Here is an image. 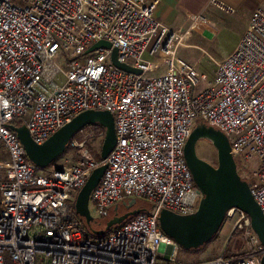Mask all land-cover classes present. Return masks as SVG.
<instances>
[{
	"label": "built area",
	"instance_id": "1",
	"mask_svg": "<svg viewBox=\"0 0 264 264\" xmlns=\"http://www.w3.org/2000/svg\"><path fill=\"white\" fill-rule=\"evenodd\" d=\"M157 4L0 0V143L7 156L0 161V264H260L264 246L238 209L225 220L236 217L247 251L195 263L179 260L180 247L161 231L158 217L198 208L202 195L183 156L198 121L227 136L234 159L257 158L258 169L242 179L264 216V8L251 13L208 82L176 57L186 35L155 17ZM101 40L111 48L86 52ZM112 48L119 63L140 74L116 67ZM90 110L113 117L116 145L104 162L93 151L104 134L84 129L67 145L73 164L63 159L38 168L9 128L25 126L41 145ZM103 163L89 197L93 219L109 220L115 206L131 199L148 209L92 239L75 201Z\"/></svg>",
	"mask_w": 264,
	"mask_h": 264
},
{
	"label": "water",
	"instance_id": "2",
	"mask_svg": "<svg viewBox=\"0 0 264 264\" xmlns=\"http://www.w3.org/2000/svg\"><path fill=\"white\" fill-rule=\"evenodd\" d=\"M100 48L110 49L111 45L104 40L97 41L86 52ZM116 56L117 49L112 48L111 59L116 67L140 74V71L119 63ZM94 124H99L105 129L99 155L104 162L116 145L113 117L108 111L90 110L80 113L41 145H37L31 140L25 126L9 125V128L23 145L27 159L36 167L44 169L65 152L69 141L76 133ZM201 140L207 141L216 150V166L198 157L196 145ZM183 156L202 198L197 210L189 215L180 216L167 210L161 211L158 217L161 231L174 240L182 250H195L212 241L220 231L226 213L234 208L249 217L251 229L261 245L264 246V216L255 203L247 182L237 172L227 136L220 130L198 121L185 142ZM105 169V163L96 168L76 197V214L84 220L86 225L94 222L89 213V197ZM121 205L125 212L119 214V205L115 206L113 216L105 222L104 228L93 230L94 235L103 236L112 227L118 226L129 217L144 211L135 207L134 199L125 201ZM260 264H264V255Z\"/></svg>",
	"mask_w": 264,
	"mask_h": 264
},
{
	"label": "rangeland",
	"instance_id": "3",
	"mask_svg": "<svg viewBox=\"0 0 264 264\" xmlns=\"http://www.w3.org/2000/svg\"><path fill=\"white\" fill-rule=\"evenodd\" d=\"M262 5L260 6L264 8V3ZM224 12V14L219 15L220 21H214L215 23L213 26H209L208 29L202 30L201 33L198 32V30H194L191 34L188 32H180V34L186 36L177 48L176 57L192 66L195 71L203 77L204 81L209 82L213 78L217 64L237 45L250 17V6L249 4H244L232 14H230L232 11L227 9H225ZM144 58L151 60V58H148L146 55H144ZM57 60L60 61L59 57ZM205 83H201V85L204 86ZM81 131L76 133L73 138L77 137ZM94 147H97V144H95ZM97 149L98 148L93 149L94 153L98 151ZM100 149L101 147L99 150ZM65 152V154L63 153L60 155L48 167L59 164L63 159L67 160V165L73 164L75 153L69 154V148H66ZM196 153L198 157L209 164L213 166L217 165L216 150L207 141L201 140L197 143ZM234 160L240 177L247 178L248 180L251 173L259 167V162L254 156L249 157V159L236 158ZM0 161L7 162V156L4 149H2L1 143ZM2 173L3 171H0V176ZM136 203L147 205V203H144L141 200H137ZM123 210L124 209H120L119 213L123 212ZM236 221L235 216L224 220V223L215 238L198 253L188 252L180 248L178 252L179 260L188 263H195L209 260L217 256L228 257L236 253L246 252L249 245L245 241L243 235L238 234L240 231L235 227Z\"/></svg>",
	"mask_w": 264,
	"mask_h": 264
},
{
	"label": "crops",
	"instance_id": "4",
	"mask_svg": "<svg viewBox=\"0 0 264 264\" xmlns=\"http://www.w3.org/2000/svg\"><path fill=\"white\" fill-rule=\"evenodd\" d=\"M263 3L264 0H158L154 15L175 31L191 34L198 30L201 33L213 26L214 21H220L219 15L224 14L225 9H230L232 14L249 4L251 15Z\"/></svg>",
	"mask_w": 264,
	"mask_h": 264
},
{
	"label": "trees",
	"instance_id": "5",
	"mask_svg": "<svg viewBox=\"0 0 264 264\" xmlns=\"http://www.w3.org/2000/svg\"><path fill=\"white\" fill-rule=\"evenodd\" d=\"M84 129H90L92 132H94L96 135H98L99 133H102V134H104V136H105V129L103 128V127H101L99 124H94V125H91V126H87V127H85ZM103 142V140L100 142V144ZM90 146V145H89ZM101 147V145L99 146V148ZM66 148H68V146L66 147ZM90 148H91V146H90ZM99 148L97 149V150H99ZM95 154V157H96V159H99V154H98V152H96V153H94ZM147 205H145V204H142V203H136V205H135V207L136 208H140V209H143V210H147L148 209V207H146ZM125 212V209L123 210V212H121V213H124ZM113 214L111 213V216H112ZM110 216V217H111ZM131 217H129L127 220H129ZM82 220V222H83V226H84V229H85V231H86V235L88 236V237H90V238H92V239H101V238H103V237H105V236H107L110 232H112V231H114L116 228H118L120 225H118V226H114V227H112V229L110 230V231H108V232H106L103 236H96V235H94L93 233H92V231L93 230H98V229H102V228H104V225H105V222H106V220H108V219H105V220H94V222L93 223H91L90 225H86L85 224V222H84V220L83 219H81ZM126 220V221H127ZM126 221H124V222H126ZM123 222V223H124ZM215 238V237H214ZM213 238V239H214ZM212 239V240H213ZM207 245V244H206ZM206 245H204V246H202V247H200V248H198V249H195V250H189L188 252H192V253H198V252H200ZM228 256V255H227Z\"/></svg>",
	"mask_w": 264,
	"mask_h": 264
},
{
	"label": "flooded vegetation",
	"instance_id": "6",
	"mask_svg": "<svg viewBox=\"0 0 264 264\" xmlns=\"http://www.w3.org/2000/svg\"><path fill=\"white\" fill-rule=\"evenodd\" d=\"M120 209H124V207H123L122 205H120L119 208H118V211H119Z\"/></svg>",
	"mask_w": 264,
	"mask_h": 264
},
{
	"label": "bare ground",
	"instance_id": "7",
	"mask_svg": "<svg viewBox=\"0 0 264 264\" xmlns=\"http://www.w3.org/2000/svg\"><path fill=\"white\" fill-rule=\"evenodd\" d=\"M105 133V132H104Z\"/></svg>",
	"mask_w": 264,
	"mask_h": 264
}]
</instances>
